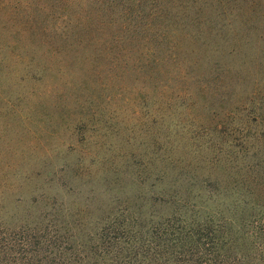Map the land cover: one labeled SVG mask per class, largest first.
<instances>
[{
    "label": "rangeland",
    "instance_id": "1",
    "mask_svg": "<svg viewBox=\"0 0 264 264\" xmlns=\"http://www.w3.org/2000/svg\"><path fill=\"white\" fill-rule=\"evenodd\" d=\"M16 1L0 3V264H86L109 216L222 213L238 232L264 209V0H209L222 38L185 42L159 94L136 70L103 91L102 72L33 65Z\"/></svg>",
    "mask_w": 264,
    "mask_h": 264
},
{
    "label": "trees",
    "instance_id": "2",
    "mask_svg": "<svg viewBox=\"0 0 264 264\" xmlns=\"http://www.w3.org/2000/svg\"><path fill=\"white\" fill-rule=\"evenodd\" d=\"M208 3L209 0H17L8 19L20 25L24 42H36L29 58L35 66L45 69L58 56L64 72L75 66L85 67L96 74L98 84L101 72L108 76L120 69L124 79L136 70V80L145 89L154 87L159 94L167 83L159 70L170 65L179 67L185 42L189 52L198 55L204 50L214 51L208 39L222 38L225 26L204 16ZM17 15L20 19L16 21ZM39 48L48 58L45 61L37 58ZM39 59L43 61L40 64ZM107 79L108 86L100 85L103 91L114 78ZM109 217L100 218L95 243L89 249H94L92 257L85 258L86 264H239L237 258H264V209L241 222L238 232H233L236 221L222 213L200 216L173 210L167 216H155L149 224H136L131 217Z\"/></svg>",
    "mask_w": 264,
    "mask_h": 264
}]
</instances>
